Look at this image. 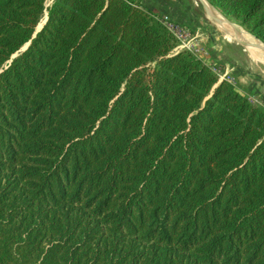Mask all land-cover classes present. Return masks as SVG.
Wrapping results in <instances>:
<instances>
[{"label":"trees","instance_id":"1","mask_svg":"<svg viewBox=\"0 0 264 264\" xmlns=\"http://www.w3.org/2000/svg\"><path fill=\"white\" fill-rule=\"evenodd\" d=\"M47 1L0 0V264H264V108L140 1Z\"/></svg>","mask_w":264,"mask_h":264},{"label":"rangeland","instance_id":"2","mask_svg":"<svg viewBox=\"0 0 264 264\" xmlns=\"http://www.w3.org/2000/svg\"><path fill=\"white\" fill-rule=\"evenodd\" d=\"M52 1L53 0H48L46 6L48 7ZM144 1L146 5L145 9L146 7H152L154 2L168 3L170 6H174L176 3L181 5V11H184L182 14L185 16L187 15L186 18H188L186 23L181 24H184L190 30L191 36L196 38L197 41L196 49H198V51H195V56L206 65L215 63L222 70H225L234 80V87L240 93L247 98L254 96L258 100H261L260 102L261 104L263 103L262 105L264 106V63L259 62L252 57L251 54L246 52L247 50L243 47V43L234 38L227 29V27L231 28V26H237L241 30H239L240 33H247L244 28L216 10L215 13L206 10L201 0ZM154 16L156 19L161 16H167L172 21H175L170 15L158 14ZM193 16L197 24L193 23ZM41 23L38 26L39 30L43 24ZM234 28L236 29V27ZM241 35L243 34L241 33ZM213 57L217 59L212 60Z\"/></svg>","mask_w":264,"mask_h":264},{"label":"built area","instance_id":"3","mask_svg":"<svg viewBox=\"0 0 264 264\" xmlns=\"http://www.w3.org/2000/svg\"><path fill=\"white\" fill-rule=\"evenodd\" d=\"M160 25L163 29L168 33L173 40L176 42L177 50L179 51H188L195 55V51L197 47L196 38L191 36L190 30L184 25L176 21H172L167 16H161L157 18ZM210 71L217 77L219 82H226L227 84L234 86V80L229 76L225 70H222L218 65L215 63L208 64ZM248 101L257 106H264L261 104V100H258L254 96L248 97Z\"/></svg>","mask_w":264,"mask_h":264},{"label":"crops","instance_id":"4","mask_svg":"<svg viewBox=\"0 0 264 264\" xmlns=\"http://www.w3.org/2000/svg\"><path fill=\"white\" fill-rule=\"evenodd\" d=\"M140 3L141 5L145 8V1L143 0H140ZM181 5H178L177 3L174 5V6H170L168 3H153L152 7L150 8H147L151 13L152 15H170L172 19H175L176 22H179V23H186V21L188 20V18H186V16L184 14H182V12L184 11H181ZM194 19V24H197V22L195 21V17L193 16L192 17V20ZM213 59H217V58H212Z\"/></svg>","mask_w":264,"mask_h":264},{"label":"bare ground","instance_id":"5","mask_svg":"<svg viewBox=\"0 0 264 264\" xmlns=\"http://www.w3.org/2000/svg\"><path fill=\"white\" fill-rule=\"evenodd\" d=\"M227 29L234 38L243 43V47L247 50L246 52L251 54V56L257 59L259 62L264 63V47L259 44L258 41L252 39L251 36L245 32H241L243 34L241 35L239 30L232 26L231 28L227 27Z\"/></svg>","mask_w":264,"mask_h":264},{"label":"water","instance_id":"6","mask_svg":"<svg viewBox=\"0 0 264 264\" xmlns=\"http://www.w3.org/2000/svg\"><path fill=\"white\" fill-rule=\"evenodd\" d=\"M201 2H202V4L204 5V7L206 8V10H210V11H212L213 13H215L217 10L216 9H214L207 1H205V0H201ZM216 10V11H215ZM46 21H47V16H45V19H44V21L41 23L42 25V27H43V25L46 23ZM42 27H40V30L42 29ZM234 27H236V29H238V30H240V28L239 27H237V26H234ZM39 28L37 27V29H36V33H38L39 31ZM241 31V30H240ZM248 34V33H247ZM249 35V34H248ZM253 38V37H252ZM254 40H256L255 38H253ZM256 41H258V40H256ZM258 43L259 44H261L263 47H264V44L263 43H261L260 41H258ZM28 47V44L27 45H25L24 47H23V49H25V48H27ZM23 49H21V51L20 52H22V50ZM17 55L15 54L13 57H12V59H14L15 57H16Z\"/></svg>","mask_w":264,"mask_h":264}]
</instances>
